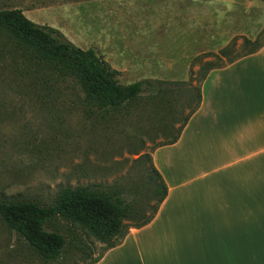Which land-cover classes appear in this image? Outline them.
I'll return each instance as SVG.
<instances>
[{
  "label": "rangeland",
  "instance_id": "374dc122",
  "mask_svg": "<svg viewBox=\"0 0 264 264\" xmlns=\"http://www.w3.org/2000/svg\"><path fill=\"white\" fill-rule=\"evenodd\" d=\"M12 8L127 68L119 70L122 83L166 78L160 93L168 94L157 105L146 94L107 114L87 103L76 79L53 72L0 26V201L50 204L65 186H122L145 215L156 205L150 157L195 108L213 52L235 41L218 60L227 64L244 51V37L264 29V0H0V10ZM51 225L70 241L56 261L41 257L0 213V264H90L106 248L68 220Z\"/></svg>",
  "mask_w": 264,
  "mask_h": 264
},
{
  "label": "crops",
  "instance_id": "0c3cea01",
  "mask_svg": "<svg viewBox=\"0 0 264 264\" xmlns=\"http://www.w3.org/2000/svg\"><path fill=\"white\" fill-rule=\"evenodd\" d=\"M152 158L167 197L95 264H264V46L211 70L178 140Z\"/></svg>",
  "mask_w": 264,
  "mask_h": 264
},
{
  "label": "trees",
  "instance_id": "16d2710c",
  "mask_svg": "<svg viewBox=\"0 0 264 264\" xmlns=\"http://www.w3.org/2000/svg\"><path fill=\"white\" fill-rule=\"evenodd\" d=\"M0 26L6 28L19 45L31 49L53 72L76 79L84 91L87 103L107 114L127 109L146 94L156 105L167 100L168 93H160L163 90L160 85L164 80L142 79L122 83L119 79L120 71L94 48L84 49L77 46L61 30L34 22L20 8L0 10ZM261 35H264V29L254 40L244 37V51L230 57L227 64H221L218 60L232 54L236 47L235 41L223 47L219 53L213 52L212 56L217 60L208 62L209 70L204 75L203 82L211 70L225 67L244 56L258 52L264 46V39L260 41ZM154 81L158 84L156 93H146L154 88ZM201 102L202 87L197 94V104L186 118L179 134L162 144L178 140ZM150 162L152 173L148 183L151 185L150 193L156 196V205L149 215L144 214L147 208L136 201V193L133 195L131 189L90 185L62 187L50 204L24 199L2 200L0 213L9 227L23 236L41 257L53 261L63 256L70 241L66 234L56 228L52 229L51 224L57 219L70 221L106 244L104 252L90 263L95 264L106 251L121 243L132 227L139 228L150 223L167 197V183L155 167L152 157ZM138 190L137 188V193ZM150 198L149 196L147 199Z\"/></svg>",
  "mask_w": 264,
  "mask_h": 264
}]
</instances>
